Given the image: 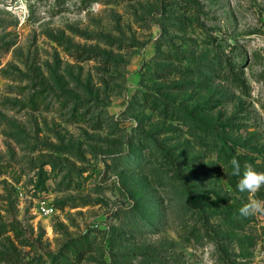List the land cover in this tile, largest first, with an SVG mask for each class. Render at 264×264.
Returning <instances> with one entry per match:
<instances>
[{
  "label": "rangeland",
  "instance_id": "1",
  "mask_svg": "<svg viewBox=\"0 0 264 264\" xmlns=\"http://www.w3.org/2000/svg\"><path fill=\"white\" fill-rule=\"evenodd\" d=\"M234 158L264 0H0V264H264Z\"/></svg>",
  "mask_w": 264,
  "mask_h": 264
},
{
  "label": "clouds",
  "instance_id": "2",
  "mask_svg": "<svg viewBox=\"0 0 264 264\" xmlns=\"http://www.w3.org/2000/svg\"><path fill=\"white\" fill-rule=\"evenodd\" d=\"M232 175L239 177L237 188L240 192L250 194L257 193L261 188H264V172H257L252 167H246L241 172V165L237 159L230 161ZM240 214L243 216L264 215V200L250 199L240 208Z\"/></svg>",
  "mask_w": 264,
  "mask_h": 264
},
{
  "label": "built area",
  "instance_id": "3",
  "mask_svg": "<svg viewBox=\"0 0 264 264\" xmlns=\"http://www.w3.org/2000/svg\"><path fill=\"white\" fill-rule=\"evenodd\" d=\"M42 211H43L44 214H46L48 212V210L45 209V208H42Z\"/></svg>",
  "mask_w": 264,
  "mask_h": 264
},
{
  "label": "trees",
  "instance_id": "4",
  "mask_svg": "<svg viewBox=\"0 0 264 264\" xmlns=\"http://www.w3.org/2000/svg\"><path fill=\"white\" fill-rule=\"evenodd\" d=\"M180 177V176H179Z\"/></svg>",
  "mask_w": 264,
  "mask_h": 264
}]
</instances>
